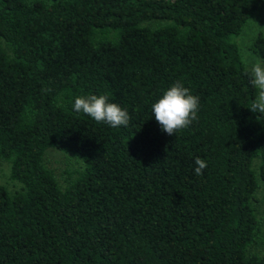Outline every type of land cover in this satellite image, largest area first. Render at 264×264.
Listing matches in <instances>:
<instances>
[{"label": "trees", "instance_id": "16d2710c", "mask_svg": "<svg viewBox=\"0 0 264 264\" xmlns=\"http://www.w3.org/2000/svg\"><path fill=\"white\" fill-rule=\"evenodd\" d=\"M263 8L0 0V157L22 185L0 183V264H264L250 251L264 114L250 109L257 90L236 41ZM252 49L264 62L263 35ZM176 80L199 96V119L168 135L151 105ZM93 94L126 109L128 126L74 111ZM49 148L84 163L65 186Z\"/></svg>", "mask_w": 264, "mask_h": 264}, {"label": "clouds", "instance_id": "9594fccd", "mask_svg": "<svg viewBox=\"0 0 264 264\" xmlns=\"http://www.w3.org/2000/svg\"><path fill=\"white\" fill-rule=\"evenodd\" d=\"M249 82L257 90V96L250 109L264 114V63L257 60L247 68ZM42 91H51L44 88ZM199 96L181 81L176 80L164 90L163 94L151 105V111L161 130L168 135H176L187 129L199 119ZM74 111L90 116L97 123H105L113 128L127 127L131 119L128 111L119 104L109 102L107 95L78 96L74 100ZM195 174L202 176L207 168L204 159H195Z\"/></svg>", "mask_w": 264, "mask_h": 264}, {"label": "rangeland", "instance_id": "374dc122", "mask_svg": "<svg viewBox=\"0 0 264 264\" xmlns=\"http://www.w3.org/2000/svg\"><path fill=\"white\" fill-rule=\"evenodd\" d=\"M49 3L57 0H45ZM259 35L264 36V8L253 13L245 25L241 35L236 38L245 65L248 67L257 60H263L252 49V45ZM46 165L52 169L62 186L67 180L76 176L77 171L84 168V163L70 153L62 152L56 148H49L45 154ZM260 161L254 163V168L259 173ZM0 183L5 185L11 193L21 189L22 185L11 176V163L0 157ZM254 200L255 209L260 221L256 242L251 246L252 253L264 254V185L260 184Z\"/></svg>", "mask_w": 264, "mask_h": 264}]
</instances>
